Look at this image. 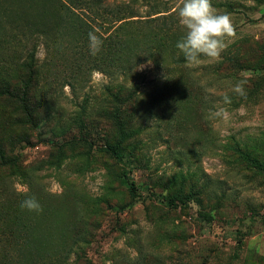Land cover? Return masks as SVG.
Listing matches in <instances>:
<instances>
[{
	"label": "rangeland",
	"instance_id": "374dc122",
	"mask_svg": "<svg viewBox=\"0 0 264 264\" xmlns=\"http://www.w3.org/2000/svg\"><path fill=\"white\" fill-rule=\"evenodd\" d=\"M107 1H133L142 16L172 8L178 21L184 2ZM212 6L234 35L219 58L175 68L161 91L151 62L136 70L139 91L88 69L93 58L106 68L103 48L38 45L29 116L11 59L20 47H0V264H264V0ZM55 12L0 0V38L38 14L59 24ZM29 197L42 211L21 209Z\"/></svg>",
	"mask_w": 264,
	"mask_h": 264
},
{
	"label": "trees",
	"instance_id": "16d2710c",
	"mask_svg": "<svg viewBox=\"0 0 264 264\" xmlns=\"http://www.w3.org/2000/svg\"><path fill=\"white\" fill-rule=\"evenodd\" d=\"M54 4L56 12L63 20L59 24H49L46 16L39 15L23 25L10 29L0 38V47L19 46L12 50L13 63L23 72L25 79L21 99L25 113L28 102L32 103L38 94L42 77L36 60L38 45L47 54L59 52L65 45L84 51L89 45L88 33L95 32L102 41L106 68L95 58L87 63L88 69H99L111 78L123 76L130 80V86L141 90V76L137 68L151 62L159 73L156 87L164 90L172 86L175 68L188 65L184 54L176 47L184 36V29L177 19L176 10L162 7L158 12L142 16L135 2H113L107 0H45ZM154 8V7H153ZM173 10V11H172ZM71 38L72 40H69ZM89 49V47L87 48ZM206 56H201L200 60ZM157 89V90H158ZM6 94L12 95L10 91ZM37 103V102H36ZM115 151V147L109 148ZM122 184L131 196L136 195V186L129 177L122 175ZM169 206L176 208L179 197H167Z\"/></svg>",
	"mask_w": 264,
	"mask_h": 264
},
{
	"label": "clouds",
	"instance_id": "9594fccd",
	"mask_svg": "<svg viewBox=\"0 0 264 264\" xmlns=\"http://www.w3.org/2000/svg\"><path fill=\"white\" fill-rule=\"evenodd\" d=\"M179 23L184 29V36L176 47L184 54L189 66L200 63V57L217 59L226 48V37L234 35V27L227 14L219 15L212 6V0H184L178 9ZM89 54L96 56L101 51L103 41L95 34L88 33ZM243 94L241 83L233 89ZM21 209L40 212L42 207L35 197L21 202Z\"/></svg>",
	"mask_w": 264,
	"mask_h": 264
}]
</instances>
